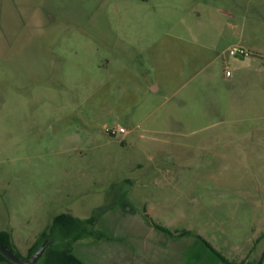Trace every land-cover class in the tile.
I'll return each instance as SVG.
<instances>
[{
    "label": "rangeland",
    "instance_id": "1",
    "mask_svg": "<svg viewBox=\"0 0 264 264\" xmlns=\"http://www.w3.org/2000/svg\"><path fill=\"white\" fill-rule=\"evenodd\" d=\"M62 213L93 264L168 259L147 217L172 264H264V0H0V231L26 258Z\"/></svg>",
    "mask_w": 264,
    "mask_h": 264
},
{
    "label": "trees",
    "instance_id": "2",
    "mask_svg": "<svg viewBox=\"0 0 264 264\" xmlns=\"http://www.w3.org/2000/svg\"><path fill=\"white\" fill-rule=\"evenodd\" d=\"M94 219V217H91L88 220H80L70 214L64 213L54 216L51 223L40 233L36 243L29 250L26 258H21L17 253H15V248L13 246L9 232L0 231V244L5 246L20 259L30 258L41 246L47 244L43 255L38 260L39 264H84L72 252V244H74L79 239L92 234L91 230L87 228L86 224H92ZM147 219L151 223L152 227H154L156 230L162 231L169 235L172 234L169 230L155 224L151 219H149V217H147ZM185 234H189V232H183L181 235ZM197 238L217 257L221 263L232 264L222 255L216 252L211 247V245L200 236H197ZM0 261L11 264L1 255ZM239 264H245V261L243 260ZM256 264H261V262Z\"/></svg>",
    "mask_w": 264,
    "mask_h": 264
},
{
    "label": "crops",
    "instance_id": "3",
    "mask_svg": "<svg viewBox=\"0 0 264 264\" xmlns=\"http://www.w3.org/2000/svg\"><path fill=\"white\" fill-rule=\"evenodd\" d=\"M107 64H108V61H107ZM101 66H103V65H101ZM226 75V74H225ZM231 76V74L228 76V77H230ZM151 91L152 92H160L161 91V88L159 87V85H152L151 86ZM192 91V90H191ZM186 101H187V99H186ZM187 104L188 103H185V102H180V101H177V102H175V103H171V105H170V117L167 119V120H163V124L164 125H166V123H168V125H170V130H175V131H177L178 132V128L177 129H173V127H171V126H176V125H178V124H180L181 126H183L182 128H184V127H187L186 129H188V126L189 125H191L192 123H193V118L192 117H183V115L184 114H186V112H187V110H186V107H187ZM184 108V109H183ZM178 114H182V117H179L178 116ZM168 121V122H167ZM162 122V120H155V121H153V123H155V124H160ZM103 128H104V126H103ZM186 129H184L185 131H186ZM179 133H184V131H183V129H180V132ZM206 151V153H214L215 152V150H213V149H211V150H209V149H206L205 150ZM181 168V167H180ZM183 169V168H182ZM159 172H162L163 174H170L172 171L170 170V169H168V168H162V169H159L158 170ZM167 178H168V176H167ZM164 179H166V177L164 176ZM97 210V209H96ZM147 222L151 225V223L147 220ZM155 223V222H154ZM156 224V223H155ZM158 225V224H157ZM151 227H152V225H151ZM162 227V226H161ZM153 229H155L154 227H152ZM163 228H165V229H167V230H169L172 234L171 235H169V234H166V233H164V232H162V231H159V230H156L155 229V231H157V232H159V234L160 235H162L163 237H165V238H167V240L169 241V244L167 243V245H163L162 243L161 244H159V246L157 245L156 247H157V249H156V253L158 254H160V253H170V257L168 258V259H166L165 258V256L162 258L161 257V255L159 256V262H157L156 261V263L155 264H172L173 263V251H172V249H171V242L173 241V240H176V239H184L185 238V240H188V237L189 236H191V235H193V233L191 232V231H182L181 233H179V234H175V232H173L172 231V229H169V228H167V227H163ZM8 232V231H7ZM92 232V231H91ZM183 232H189V234H185V235H181ZM94 233L92 232V234L91 235H88V236H85V237H83V238H81V239H84V238H91L92 237V235H93ZM12 235V234H11ZM13 236V235H12ZM171 241V242H170ZM192 249L193 250V243L191 244V246L189 247V249ZM188 253V251H186L184 254H187ZM184 254H183V256H184ZM77 258H79L84 264H93V255H91V257L88 259H85V258H82V257H78L76 254H74ZM158 259V258H157ZM226 259V258H225ZM182 260H183V257H182ZM245 261V259H241V261ZM229 261V260H228ZM240 261V262H241ZM249 261V260H248ZM248 261H245V264H252V263H250V262H248ZM181 262V261H180ZM230 262V261H229ZM231 263V262H230ZM0 264H7L6 262H3V261H0ZM233 264V263H232ZM239 264V263H238Z\"/></svg>",
    "mask_w": 264,
    "mask_h": 264
},
{
    "label": "water",
    "instance_id": "4",
    "mask_svg": "<svg viewBox=\"0 0 264 264\" xmlns=\"http://www.w3.org/2000/svg\"><path fill=\"white\" fill-rule=\"evenodd\" d=\"M152 90V89H151ZM47 244L41 246L37 252H35L30 258L28 259H20L16 256L13 252L7 249L5 246L0 244V255L3 256L9 263L11 264H36L40 257L43 255V252Z\"/></svg>",
    "mask_w": 264,
    "mask_h": 264
},
{
    "label": "built area",
    "instance_id": "5",
    "mask_svg": "<svg viewBox=\"0 0 264 264\" xmlns=\"http://www.w3.org/2000/svg\"><path fill=\"white\" fill-rule=\"evenodd\" d=\"M229 55L232 57H246L249 56V53L246 52L243 48H232L229 50ZM230 73L229 71H226V76H229ZM105 132L111 136H116L119 134H124L126 131L123 128H110V127H106L105 128Z\"/></svg>",
    "mask_w": 264,
    "mask_h": 264
}]
</instances>
